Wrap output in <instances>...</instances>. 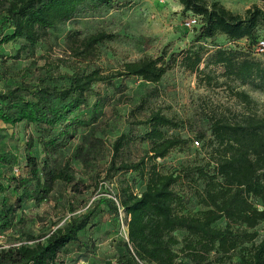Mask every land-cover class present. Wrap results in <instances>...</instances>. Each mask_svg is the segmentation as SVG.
I'll list each match as a JSON object with an SVG mask.
<instances>
[{"label":"trees","instance_id":"1","mask_svg":"<svg viewBox=\"0 0 264 264\" xmlns=\"http://www.w3.org/2000/svg\"><path fill=\"white\" fill-rule=\"evenodd\" d=\"M176 1L183 12L200 18L195 41L198 46L193 49L170 57L163 55L126 63L113 74L102 75L93 70L64 75L60 77L62 87L58 82L0 89V121L7 126L33 128L44 153L38 160L32 152L33 140L25 149L23 166L17 154L0 153V166L11 171L22 170L19 175L6 178L9 186L0 176V199L10 190L14 197L12 201L0 200V238L19 226V216L30 203L40 206L47 202L59 183L72 187L74 192L80 191L74 162L79 161L86 173L93 175L104 150L94 125L110 103L108 96H97L90 104L96 84L102 83L121 94L126 86L117 85L116 80L140 79L158 85L179 62L207 85L215 80L208 73L213 68L219 78L264 90V68L246 50L217 47L205 53L202 46L218 36H224L232 44L246 40L249 46H257L264 30V10L254 7L240 16L216 1ZM128 4L125 0H0V47L23 41L22 50L35 56L40 41L50 30L82 15L120 10ZM112 39V34L106 32L92 35L79 42L75 54L86 59L96 46ZM231 91L245 105L251 103L245 92L232 88ZM155 93L152 90L142 98L140 112L145 111ZM83 111H89L90 117H82ZM138 124L149 130L141 138L150 147L145 158L139 162H121V155L132 140L126 136L118 138L112 147L114 160L110 172L140 173L144 181L139 194L131 188L123 189L119 207L109 202L112 214L118 215L121 209L129 219L128 241L122 244L127 255L122 261L180 264L174 247L183 244L182 253L187 262L181 264L221 263L232 253H237L236 264H264V232H258V227L264 225V118L252 113L233 119L224 113L214 116L209 128L197 133L196 142L200 140L206 145L207 163L187 164L171 173L163 172L158 161L164 160L172 150L188 145L184 138L166 135V129L181 124L160 111L152 112ZM78 129H89V135L77 146L73 158L62 160L60 152L75 139ZM4 137L0 129V141ZM185 188L190 195L183 191ZM192 199L201 209L193 215L184 213L185 204ZM92 221V213H82L46 236L24 233L18 245L0 246V264H64L60 256L70 245L81 243V234L91 227ZM221 222L225 223L224 227H218ZM178 232H184L185 236L180 239Z\"/></svg>","mask_w":264,"mask_h":264},{"label":"rangeland","instance_id":"2","mask_svg":"<svg viewBox=\"0 0 264 264\" xmlns=\"http://www.w3.org/2000/svg\"><path fill=\"white\" fill-rule=\"evenodd\" d=\"M129 4L120 10L101 11L98 14H87L50 30L40 41L35 56L22 50L23 41H14L0 47V89H12L18 85L34 86L36 84H58L62 87L60 77L72 75L75 72H91L96 70L102 75L113 74L126 63L145 58H158L163 55L182 54L198 46L195 42L198 28L188 30L183 26V20L191 13L183 12L182 6L176 0H125ZM216 1L234 14L245 16L254 7L264 10V0H209ZM100 32L112 34L113 39L95 47L94 53L84 59L76 56L79 42ZM260 40L264 39V30L260 32ZM205 53L212 52L217 47L244 49L250 57L256 59L264 68V54L256 53V44L249 46L246 40L236 44L229 43L224 36H218L213 41L202 45ZM207 54L205 55V58ZM202 69L205 64H202ZM214 78L211 85L201 82V78L187 71L179 62L167 73L158 85L146 83L140 79H130L117 85L126 86L124 93L102 83L94 86L90 104L97 96H108L109 105L103 109L102 115L94 125L96 136L104 144L101 160L94 166L93 175L86 173L83 165L74 162L75 179L80 184V191L74 192L72 187L59 183L50 199L36 206L30 203L19 216V226L11 233L0 238V246L18 245L23 234L46 236L51 231L63 226L72 217L82 213H92L91 227L81 234V243L72 244L60 256L64 264H127L122 257L127 255L123 243L128 241L127 215L120 209L118 215L112 214L109 202L118 207L124 188H131L135 194L142 192L144 181L140 173L129 172L113 175L110 166L113 162L112 147L115 141L126 136L132 139L130 145L122 153L121 162H139L149 152L148 143L141 138L149 131L138 122L146 120L152 112L175 119L181 125L178 128L166 129L168 137H181L188 140V145L176 148L164 159L159 160L160 168L165 173L175 172L184 165H204L208 154L204 142L198 141L199 130H206L218 114H226L230 119L243 113H252L264 118V90L255 89L249 85L219 78L218 72L208 70ZM231 88L245 92L251 99L245 105L241 99L234 96ZM155 90L156 96L151 98L144 112L138 110L142 98ZM82 117H90L89 111L80 113ZM4 139L0 141V153L17 154L20 165L25 163V149L33 140L32 152L41 160L44 156L42 146L37 141V134L31 127L20 125L7 126L0 123ZM89 135V129H78L75 139L66 149L60 152L62 160L73 158L76 148ZM115 161V163H117ZM119 166V163L116 164ZM0 166V176L5 181L10 176L21 173ZM189 187V186H186ZM189 189V188H188ZM190 195V191L186 188ZM182 192L181 196H184ZM13 200L10 190L1 199ZM0 199V200H1ZM71 209H75L73 212ZM201 209L194 199L187 202L184 213L196 214ZM221 222L218 227H224ZM263 234L264 225L258 227ZM182 239L184 232H178ZM87 244V247L83 245ZM184 245L174 247L178 263H186L182 253ZM237 253H232L224 262L212 264H236Z\"/></svg>","mask_w":264,"mask_h":264},{"label":"built area","instance_id":"3","mask_svg":"<svg viewBox=\"0 0 264 264\" xmlns=\"http://www.w3.org/2000/svg\"><path fill=\"white\" fill-rule=\"evenodd\" d=\"M183 26L188 30H194L200 27V18L193 14H190L186 19L183 20ZM256 53L258 55L264 54V39L260 40L256 46ZM196 146H199V143L195 142ZM17 173L19 170H15ZM123 264V263H121Z\"/></svg>","mask_w":264,"mask_h":264},{"label":"crops","instance_id":"4","mask_svg":"<svg viewBox=\"0 0 264 264\" xmlns=\"http://www.w3.org/2000/svg\"><path fill=\"white\" fill-rule=\"evenodd\" d=\"M0 123H3V122L0 121ZM3 124H4V123H3Z\"/></svg>","mask_w":264,"mask_h":264}]
</instances>
